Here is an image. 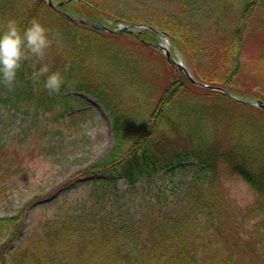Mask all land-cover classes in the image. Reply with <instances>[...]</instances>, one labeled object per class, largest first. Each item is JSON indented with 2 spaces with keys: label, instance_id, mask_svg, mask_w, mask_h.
Wrapping results in <instances>:
<instances>
[{
  "label": "trees",
  "instance_id": "obj_1",
  "mask_svg": "<svg viewBox=\"0 0 264 264\" xmlns=\"http://www.w3.org/2000/svg\"><path fill=\"white\" fill-rule=\"evenodd\" d=\"M106 1L72 0L54 8L45 0H0V21L15 16L25 26L38 17L51 34H59L61 43L49 49L46 59L66 78L61 91L50 94L43 80L34 84L28 78L31 69L25 66L13 89L0 84V101L18 111L43 114L61 127L77 124L84 114L64 96L90 94L111 118L113 144L86 173L100 174L112 184L121 178L134 186L141 178L175 175V168L194 162L199 169L183 210L174 216L158 213L135 228L100 214L79 220L66 214L58 223L31 228L15 247L23 212L0 217V264H264V109L192 83L160 50L139 40L156 44L166 39L172 55L188 61L197 82L264 103L257 91L260 84L244 78L241 58L243 43L253 41L264 66V0H178V15H164L157 22L117 15ZM194 7L207 10L197 24ZM84 12L101 24L99 29L66 15L83 17ZM118 22L154 31L130 35L101 30L102 25L114 30ZM125 38L161 55L170 68L156 101L146 104L126 96L117 81L129 73L125 58L134 55L119 53L127 51L121 45ZM199 57L202 68L195 66ZM133 66L132 74H140L141 63ZM11 175L0 162V195ZM224 177L240 178L252 191L253 199L243 209L233 203Z\"/></svg>",
  "mask_w": 264,
  "mask_h": 264
},
{
  "label": "rangeland",
  "instance_id": "obj_2",
  "mask_svg": "<svg viewBox=\"0 0 264 264\" xmlns=\"http://www.w3.org/2000/svg\"><path fill=\"white\" fill-rule=\"evenodd\" d=\"M106 2L117 15H132L156 22L164 15H178L181 10L178 0ZM194 8L193 20L197 24L207 10ZM82 16L88 20L92 18L90 13L84 12ZM121 45L127 51L121 49L120 54L125 57L134 54L125 58L129 73L117 78L123 84L125 95L138 97L139 102L146 104L156 101L168 82L170 68L166 61L159 54L143 50L132 40L125 38ZM258 56L255 42L243 43L244 78H248L247 83L253 80L260 84L257 91L264 95V66L258 62ZM177 57L188 69V61ZM198 60L195 66L204 67L202 59L199 57ZM137 63H141V72L132 74L130 69ZM64 99L84 114L77 117V124L67 122L62 128L49 123L43 114L36 116L18 111L0 101V148H3L0 162L12 171L0 195V217L23 212L14 247L23 241L31 228L41 229L46 222L58 223L66 214H73L78 220L84 215L100 214L120 225L129 224L135 228L147 224L158 213L174 216L182 212L185 193L199 169L194 162L175 168V175L164 172L151 179L141 178L134 186L121 178H116L114 184L104 182L107 177L86 172L113 144L111 118L90 94L72 93ZM224 180L233 203L243 209L253 199L252 191L240 178L224 177Z\"/></svg>",
  "mask_w": 264,
  "mask_h": 264
},
{
  "label": "clouds",
  "instance_id": "obj_3",
  "mask_svg": "<svg viewBox=\"0 0 264 264\" xmlns=\"http://www.w3.org/2000/svg\"><path fill=\"white\" fill-rule=\"evenodd\" d=\"M51 33L38 17L25 26L15 16L0 21V84L13 89L20 70L27 66L31 70L26 74L34 84L43 80L50 94L59 93L66 78L62 70H52L46 59L49 49L61 43L59 34Z\"/></svg>",
  "mask_w": 264,
  "mask_h": 264
},
{
  "label": "water",
  "instance_id": "obj_4",
  "mask_svg": "<svg viewBox=\"0 0 264 264\" xmlns=\"http://www.w3.org/2000/svg\"><path fill=\"white\" fill-rule=\"evenodd\" d=\"M72 0H64V1H54V0H45V2L47 3V5L49 7H61L64 3L70 2ZM68 17L76 20L79 24H84V25H88L90 27H93L94 29H99V24L100 23H95L92 22L84 17H81L79 15H68L66 14ZM101 25V24H100ZM103 28H101V30L103 31H107V32H112L115 34H134V35H140L142 34L143 31H154V29L152 27H148L145 25H140V24H129V23H117L116 27L114 30L109 29L108 27L102 25ZM139 40L142 43H146L147 45H151L153 46L155 49L160 50L162 52V54L165 56V58L173 65H175V67H177L184 75L185 78H187L188 80H190L192 83L198 84L202 87L226 94L227 96H229L230 98L234 99V100H238V101H242L245 102L251 106L254 107H259L264 109V103H262L259 100H255V99H246V100H242L240 98H238L237 96H234L232 93L228 92L227 90L221 88V87H217V86H211L208 84H203V83H199L197 82L193 76L191 75V73L189 72V70L180 62L179 59L175 58L170 49H169V43L168 41L165 39L163 41V43L159 42L156 44H153L151 41H146L145 39L139 38Z\"/></svg>",
  "mask_w": 264,
  "mask_h": 264
}]
</instances>
